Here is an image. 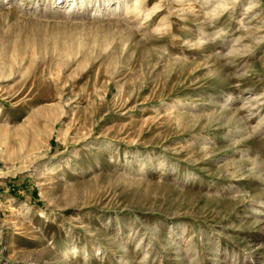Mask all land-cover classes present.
Segmentation results:
<instances>
[{
    "label": "rangeland",
    "instance_id": "obj_1",
    "mask_svg": "<svg viewBox=\"0 0 264 264\" xmlns=\"http://www.w3.org/2000/svg\"><path fill=\"white\" fill-rule=\"evenodd\" d=\"M0 264H264V0H0Z\"/></svg>",
    "mask_w": 264,
    "mask_h": 264
}]
</instances>
